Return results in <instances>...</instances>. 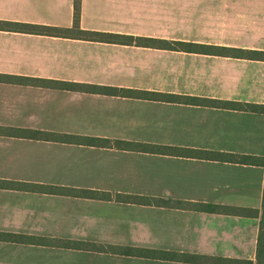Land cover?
Wrapping results in <instances>:
<instances>
[{
  "label": "crops",
  "instance_id": "0c3cea01",
  "mask_svg": "<svg viewBox=\"0 0 264 264\" xmlns=\"http://www.w3.org/2000/svg\"><path fill=\"white\" fill-rule=\"evenodd\" d=\"M73 17L74 0H0V20L71 28ZM80 25L264 51V0H81ZM0 74L11 78L0 83L2 127L264 157V114L92 88L264 105V61L0 31ZM0 180L80 191L0 187V232L21 238L0 241V264H187L61 240L255 261L260 215L222 211H261L262 166L0 135Z\"/></svg>",
  "mask_w": 264,
  "mask_h": 264
},
{
  "label": "trees",
  "instance_id": "16d2710c",
  "mask_svg": "<svg viewBox=\"0 0 264 264\" xmlns=\"http://www.w3.org/2000/svg\"><path fill=\"white\" fill-rule=\"evenodd\" d=\"M80 5H81V0H74V17H73V26L71 28H57V27L44 26V25L0 20V31H13L20 33L47 35V36L79 39V40L101 42V43L134 45L139 47H149V48H157V49H164L171 51L201 53L207 55H218L225 57L264 61V51H249V50L224 47V46L197 44V43H189V42L174 41V40L152 39V38L84 30L81 28L80 25ZM10 80H11L10 77L0 74V83H6ZM32 83L33 85H37V86L50 85V83L39 80L34 81ZM58 85L68 88L84 87V85L68 84V83H58ZM92 88L96 89L95 91L96 93L102 95L121 96V97L138 96L139 98H145L150 100L190 103L195 105H203V106H210L216 108H224L230 110L264 114L263 104L213 100V99H204V98L188 97V96L165 95V94L150 93V92L136 91L132 89H123V88H111V87H92ZM0 135L25 137L34 140L59 142V143H66L73 145H83V146H91V147H99V148H113L119 150H131V151H139V152H146L153 154L173 155V156H181L187 158H198V159L215 160L221 162L264 167V157L238 156V155L222 153V152L164 146V145L151 144V143L111 141L108 139L91 137V136L61 134V133L46 132V131L31 130V129L24 130V129L12 128V127H2V126H0ZM15 186L28 191L30 190L35 192H49V193H60V194L66 193L67 195L71 193L80 192V191H73L70 189L55 188L53 186H47V185H36V184L20 185L19 183L16 182L0 180V187L7 188V187H15ZM82 196L97 197L94 195V192L83 194ZM217 208L218 207L209 206L207 207V210L208 212L213 213V212H217L216 211ZM222 212L226 214L241 215V216L260 215L255 261L224 258V257H211V256L197 255V254L162 252L147 248L105 246V245H97L89 242L72 241V240H64V241L61 240L58 241L55 245L67 249H76V250H84V251H92V252H107L115 255H122V256L134 257V258L182 262L187 264H264V189H263L261 211L258 210L255 211L244 208L227 207V208H223ZM19 240H21V238L17 237L16 235L0 232V241H19ZM32 240L36 243L53 244V242L48 239H32Z\"/></svg>",
  "mask_w": 264,
  "mask_h": 264
},
{
  "label": "rangeland",
  "instance_id": "374dc122",
  "mask_svg": "<svg viewBox=\"0 0 264 264\" xmlns=\"http://www.w3.org/2000/svg\"><path fill=\"white\" fill-rule=\"evenodd\" d=\"M94 258L95 259H102L97 264H148V263H144V262H136L137 260H126L124 258L111 257V256H105V257L98 256V257H94ZM93 261H95V260H91V262H89V264L94 263Z\"/></svg>",
  "mask_w": 264,
  "mask_h": 264
}]
</instances>
